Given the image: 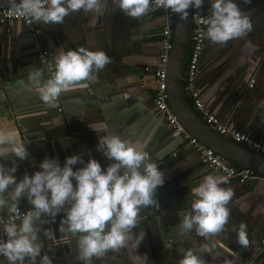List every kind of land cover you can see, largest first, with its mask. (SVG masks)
Wrapping results in <instances>:
<instances>
[{
    "label": "clouds",
    "instance_id": "9594fccd",
    "mask_svg": "<svg viewBox=\"0 0 264 264\" xmlns=\"http://www.w3.org/2000/svg\"><path fill=\"white\" fill-rule=\"evenodd\" d=\"M114 3L132 18L147 14L154 3L156 8L179 13L180 18L186 20L187 9L201 8L203 0H114ZM9 4L28 23L49 25L62 24L70 12H99L103 0H20L19 4L9 0ZM202 22L208 26L207 37L222 45L252 30L251 20L242 14L235 0H212L211 15ZM109 63L111 58L103 50L80 46L61 52L55 58V70L49 79L44 81L43 69L36 68L29 73V80L41 100L55 108L61 93L73 90L80 81L92 79L94 73ZM9 144L12 145L10 150L0 151V156L6 157L9 153L20 159L29 156L27 147L17 142L11 133L0 134V145ZM97 150L103 151L109 161H115L106 170L96 159L89 158L83 167L74 171L72 166L83 162L79 154L67 157L63 167L57 158L45 157L40 163L42 170L32 176L26 173L17 182L14 173L18 165L13 162L9 168L0 163V208H7L8 213L7 221L0 225L7 237L0 238V256L7 264H53L47 253L41 254L44 244L38 235L41 229L37 222L54 221L58 213L65 211L66 205L70 206L60 220L59 232L79 234L76 244L82 264H93L94 258L126 248L132 239L131 230L139 223L140 210L160 207L155 193L164 184V173L142 146L107 132L100 138ZM227 181L224 176L207 175L192 190L191 211L183 215L182 233L195 230L197 235L208 237L224 230L230 216L227 205L234 196L231 188L221 186ZM24 195L33 207L21 214L19 205ZM44 236L50 240L56 238L52 229H45ZM144 236L145 232L141 231L134 245L136 249ZM237 242L244 249L250 245L245 223L239 225ZM207 250L205 245L202 251ZM132 261L147 264L148 257L137 255ZM178 264L205 262L189 248L184 250Z\"/></svg>",
    "mask_w": 264,
    "mask_h": 264
},
{
    "label": "crops",
    "instance_id": "0c3cea01",
    "mask_svg": "<svg viewBox=\"0 0 264 264\" xmlns=\"http://www.w3.org/2000/svg\"><path fill=\"white\" fill-rule=\"evenodd\" d=\"M235 2L242 14L251 20L252 30L245 36L232 39L222 45L213 43L207 37L208 26L205 24L206 33L195 85L209 111L225 119L236 129L264 140V59L262 58L264 0H235ZM211 3L212 0H203L201 7L204 19L211 15ZM163 25L160 13L155 14L153 10H149L142 17L132 18L126 15L114 0H103V7L99 12L83 10L70 12L62 24L44 25L35 21L25 24L21 20L1 21L0 88L7 82L20 80L22 70L30 73L36 68H41L33 47V36H35L39 46L46 50L47 58L54 66L55 58L69 49L76 50L83 46L93 51L103 50L111 58V63L94 73V77L88 81L94 83L93 86H101L108 91L115 90L123 95L126 93L128 94L125 95L126 99L134 102L136 97H143L140 93L141 79L148 75L141 67L140 61L156 62L162 53L159 38ZM250 77L254 78V82L248 87L247 82ZM63 94L64 97H74L78 92L69 91ZM144 103L150 108L155 107L147 100ZM102 126L99 123L84 121L67 128H55L44 122L23 127L18 124L15 117L10 120L0 119V134L11 133L17 142H22L27 147L29 156L22 160L35 162L36 171L42 170L40 163L45 157H55L61 164L66 163V158L74 154L81 155L83 162L73 165V170L79 169L80 164H86L89 158L96 159L105 170L95 144L96 131L93 130ZM39 129L43 133L41 136L37 133ZM187 144L184 142L180 146L186 147ZM11 146L0 145V151L10 150ZM181 156L182 159L173 157V160L177 159L176 164H170L167 168L176 167L179 173L177 176L187 174L178 181L175 180L176 176L163 184L164 191L167 190L169 194L160 201L157 214L154 213L157 210L154 207L140 210L139 223L131 230L132 239L128 243L136 249L134 245L141 231L145 232V236L136 249L137 252H133V257L137 255L142 257L161 249V234L173 232L172 230L182 222L178 216L182 217L187 210L185 206L190 199L187 189H183L189 183L187 178L193 173H199L198 171L204 172L209 167L201 162L191 147L185 149ZM226 188L234 191V196L227 205L230 210L229 222L222 230L230 241H226L223 237L219 239L228 242L227 245L230 246L234 243L238 244L241 223L247 224L248 239H252L251 234L254 232L256 219L261 218L260 213L264 212V177L251 179L243 184L237 182ZM26 204L21 200L19 207H24ZM42 218L48 219V217ZM54 233L56 238L48 239L47 245L51 247L59 245L67 249L69 239L66 233L59 232V229ZM247 249L251 252V258H254L257 251L255 249L252 251L250 245ZM247 264H264V255L255 262L249 261Z\"/></svg>",
    "mask_w": 264,
    "mask_h": 264
},
{
    "label": "water",
    "instance_id": "95a60500",
    "mask_svg": "<svg viewBox=\"0 0 264 264\" xmlns=\"http://www.w3.org/2000/svg\"><path fill=\"white\" fill-rule=\"evenodd\" d=\"M16 3L19 4L20 0H16ZM6 7H10L9 0H0V9ZM187 11L188 17L186 20L181 19L179 13L171 12L172 21L168 26L171 31V43L163 67L168 110L190 136L222 156L227 166L237 165L264 176V154L254 152L218 133L201 119L194 107L187 101L183 84L186 81L185 64L190 45V7ZM140 63L142 68L147 64L159 65L158 60L156 62L141 60ZM40 66L45 72L44 81H46L49 76L45 71V65L40 63ZM93 85L94 83L88 80L80 81L74 86L73 90H70L77 91L78 95L64 97L63 93L65 92H63L58 98L56 107L52 108L41 100L36 88L29 80V73L22 70L20 80L7 82L5 86L0 88V119L10 120L16 117L18 124L23 127L43 122L49 123L55 128H67L72 124L83 123L84 121L99 123L103 125L102 128L97 129L99 132H94L97 148L100 138L110 132L130 143L142 146L150 154L152 161L158 163V168L161 171L167 170L163 172L164 183L176 177L179 174L176 167L172 169L167 167L170 164H176L177 159H182L181 154L191 146L190 144H187L186 147L180 146L185 140L180 134L174 133L173 127L166 120L165 112L155 107L150 108L149 105L144 103L145 100L151 102L152 94L157 87L154 77L151 75L142 77V91L140 93H142L141 97H143H136L137 100L135 99L134 102L126 99L125 95H128L126 93L123 95L121 92L108 91L104 87ZM37 133L40 136L43 134L41 129L37 130ZM99 153L106 170L107 166L115 161H109L103 151H99ZM173 157H177V159L173 160ZM13 162L18 165V169L14 173L17 182L23 179L26 173L32 176L36 172L37 166L35 162L22 160L14 153L8 154L6 157L0 156V163L5 164L9 168ZM64 164L61 163L60 166L63 167ZM84 165L85 163L80 164L79 168ZM77 169H74V171ZM142 170L143 168L141 167ZM198 172L187 178L189 183L183 187L184 190L187 189L186 192L190 199L188 205L185 206L187 208L185 213L191 211L192 190L199 186L205 176L227 177V183L221 185L225 188L236 184L238 179L237 176H226L219 169L212 166H209L204 172ZM186 174L177 176L175 180L178 181ZM73 186H76L74 178ZM167 194L169 193L167 190L164 191L163 185L159 186L155 193V199L160 203ZM21 200H24L27 203L26 205L31 204L27 200L26 195L22 196ZM69 206L66 205L65 211L58 213L55 220L50 222L51 224H39L37 222V226L41 229L38 235L40 241L44 244L41 254L47 253L53 264H82L78 259L76 244L80 238L79 234L66 233V237L69 239L67 241V249L59 245L56 247L48 246V239L44 236L45 229H52L53 231L59 229L60 220L66 216V210ZM156 209L154 211L155 214H157L160 207ZM6 212L7 208H0V215ZM260 214L261 218L256 219L257 223L253 226L254 232L251 234L252 239L249 240L252 251L253 249L257 251L254 258H251V252L248 249L242 248L237 243L228 246V242L219 239V237H223L226 241H230V238L222 231L208 237L197 235L195 230L182 233L180 231L181 222L176 226L175 230H172L173 232L160 233L161 249L149 255L145 254L150 260L147 261V264H178V260L183 256L184 250L189 248L194 250L204 260L205 264H247L249 261L255 262L264 255V243H262L264 239V212ZM178 218L182 220L183 216H178ZM51 219V217H48L47 220ZM0 238L7 239L2 227H0ZM205 245H207L208 250L202 251ZM134 251L137 252L128 243L126 248H122L118 252L109 251L100 258H94L93 264H133L132 254ZM0 264H7V261L2 256H0Z\"/></svg>",
    "mask_w": 264,
    "mask_h": 264
},
{
    "label": "built area",
    "instance_id": "2783aa9c",
    "mask_svg": "<svg viewBox=\"0 0 264 264\" xmlns=\"http://www.w3.org/2000/svg\"><path fill=\"white\" fill-rule=\"evenodd\" d=\"M150 10L159 11L163 20V27L160 31V50L161 54L158 57V66H145L143 70L146 74L154 77L157 82V87L155 92L152 94L151 102L160 111L165 112V117L168 123L173 127V131L182 136V138L190 144L191 149L197 154L201 162L206 165L212 166L213 168L219 169L226 176H237V182L243 184L248 182L251 179L263 178L264 176L253 172L252 170L244 167H234L227 166L222 156L215 153L212 149L205 147L194 137L190 136L183 126L176 120V118L169 112L167 102H166V92L164 86V64L166 62L167 53L170 48L171 43V31L168 26L172 21V13L170 10L164 8H156L154 3ZM190 19H191V30H190V45L187 54L186 64H185V73L186 81L183 84L184 91L186 96L190 99L191 105L194 107L195 111L199 113L201 119L216 130L218 133L224 135L225 137L242 144L248 149L264 154V140L260 137H254L246 132H242L232 126L225 119L217 116L214 112L209 111L206 105L203 102L199 94V90L195 85V76L196 71L199 65V58L203 48L204 35L206 33L205 24L202 22L204 20L202 7L196 9L190 7ZM4 20H21L25 24H29L25 18L20 17L16 14L10 7L0 9V22ZM33 47L35 48V54L37 61L39 63H44L45 71L48 73L49 78L51 77L52 72L55 70L54 64L48 60L47 53L44 48L39 46L38 40L33 36ZM264 59V55L262 56ZM254 82V78L250 77L247 86L251 87ZM258 145L259 147H256ZM33 205L28 204L24 207H20L21 214L32 209ZM6 212L3 215H0V225L7 221ZM2 227V226H0ZM264 243V239L262 240Z\"/></svg>",
    "mask_w": 264,
    "mask_h": 264
},
{
    "label": "trees",
    "instance_id": "16d2710c",
    "mask_svg": "<svg viewBox=\"0 0 264 264\" xmlns=\"http://www.w3.org/2000/svg\"><path fill=\"white\" fill-rule=\"evenodd\" d=\"M155 14H157V13H160L159 11H155L154 12ZM160 39V38H159ZM187 101H188V103L191 105V101H190V99L187 97ZM196 113L199 115V113L196 111ZM234 167H238L237 165H234Z\"/></svg>",
    "mask_w": 264,
    "mask_h": 264
}]
</instances>
